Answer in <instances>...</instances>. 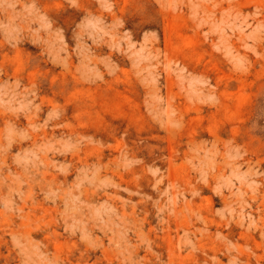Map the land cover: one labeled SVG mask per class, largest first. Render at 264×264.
Segmentation results:
<instances>
[{"label": "rangeland", "instance_id": "obj_1", "mask_svg": "<svg viewBox=\"0 0 264 264\" xmlns=\"http://www.w3.org/2000/svg\"><path fill=\"white\" fill-rule=\"evenodd\" d=\"M0 264H264V0H0Z\"/></svg>", "mask_w": 264, "mask_h": 264}]
</instances>
